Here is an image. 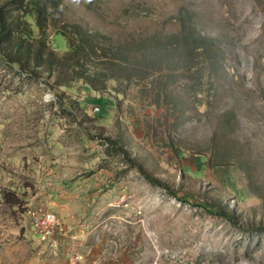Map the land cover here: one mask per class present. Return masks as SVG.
Segmentation results:
<instances>
[{
  "label": "rangeland",
  "instance_id": "374dc122",
  "mask_svg": "<svg viewBox=\"0 0 264 264\" xmlns=\"http://www.w3.org/2000/svg\"><path fill=\"white\" fill-rule=\"evenodd\" d=\"M62 1L57 22L115 41L188 18L223 49L220 69L196 98L167 69L171 109L149 103L151 79L119 94L108 83L113 115L82 83L61 91L0 56V264H66L73 251L81 264H264V0ZM52 43L67 49L60 33ZM34 205L65 226L55 251L33 233Z\"/></svg>",
  "mask_w": 264,
  "mask_h": 264
},
{
  "label": "trees",
  "instance_id": "16d2710c",
  "mask_svg": "<svg viewBox=\"0 0 264 264\" xmlns=\"http://www.w3.org/2000/svg\"><path fill=\"white\" fill-rule=\"evenodd\" d=\"M63 9L62 0H0V56L35 78L40 79L45 72L53 77V83L60 90L68 88L72 92L77 82L82 83L98 93L95 99L101 112L108 111L113 115L117 103L110 101L103 92L110 90L108 83L117 85L119 80L123 82V88L116 91L118 94L123 93L127 85H138L151 79L147 100L150 99L152 105L165 102L170 109L173 102L165 88L172 72L166 73L167 69L181 70L172 81H181L191 89L194 98L213 89L223 49L214 38L197 31L188 18L180 19L177 31L162 33L155 30L115 41L101 29L91 31L80 23L57 22L55 17H63ZM57 33L67 41L65 52H59L52 43L53 35ZM87 63H91L89 69ZM207 84L208 88L204 89ZM112 143L118 146V143ZM120 150L149 178L159 182L158 177L131 158L123 147ZM202 159V156L198 158V166ZM167 188L171 190L169 186ZM13 202L17 204L18 200L13 199ZM202 205L216 214L230 216L224 206L212 204L216 206L213 209L206 203Z\"/></svg>",
  "mask_w": 264,
  "mask_h": 264
},
{
  "label": "built area",
  "instance_id": "2783aa9c",
  "mask_svg": "<svg viewBox=\"0 0 264 264\" xmlns=\"http://www.w3.org/2000/svg\"><path fill=\"white\" fill-rule=\"evenodd\" d=\"M25 215L29 218L33 233L38 240L47 244L52 251H55L61 243L62 236L66 233L59 215L41 205L28 206ZM81 263L82 255L77 251L71 252L66 262V264Z\"/></svg>",
  "mask_w": 264,
  "mask_h": 264
}]
</instances>
